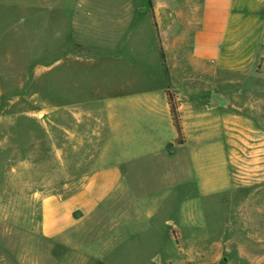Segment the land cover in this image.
I'll return each instance as SVG.
<instances>
[{"label":"rangeland","instance_id":"obj_1","mask_svg":"<svg viewBox=\"0 0 264 264\" xmlns=\"http://www.w3.org/2000/svg\"><path fill=\"white\" fill-rule=\"evenodd\" d=\"M87 1L0 0V264H206L204 255L188 262L190 256L181 250L209 248L212 242L242 232L237 222L242 202L247 206L253 202L255 217L263 221L256 220L258 228L249 237L230 239L223 245L224 253L215 256L219 264H224L222 259L264 264V75H254L263 68L259 55L264 53V32L250 70L228 72L221 84L213 82L221 89L215 112L222 120L203 127L200 144L208 150L215 141L220 153L196 164L191 161L189 176L174 184V191L179 185L184 188L167 213L158 214L178 219L183 210L193 218L190 226L208 238H191L188 229L181 232V239L158 237L161 225L156 223L153 234L141 236L137 232L140 225H147L144 215L123 193L57 237L40 234V197L61 192L59 183L68 178L55 170H60L58 146L70 150L71 107L104 92L150 86L130 65L103 60L101 40L88 27L96 22L86 14ZM109 2L127 9L147 4V0ZM142 19L147 38L141 51L154 60L149 19L146 14ZM130 46L125 49L141 52L140 46ZM226 118H236V130L225 124ZM215 181L221 189L211 192ZM241 253L251 258L249 263L239 257Z\"/></svg>","mask_w":264,"mask_h":264},{"label":"crops","instance_id":"obj_2","mask_svg":"<svg viewBox=\"0 0 264 264\" xmlns=\"http://www.w3.org/2000/svg\"><path fill=\"white\" fill-rule=\"evenodd\" d=\"M103 1L101 4L88 0L86 7V14L96 22L88 27L101 40L103 60L130 65L140 81L150 86L104 92L71 107L70 150L67 153L57 145L60 170H55V174L68 178L60 181L61 192L40 197L39 232L45 238L57 237L88 220L115 194L123 193L144 215L142 221L147 225H140L137 232L141 236L153 234L151 229L156 223L161 225L158 237L181 239V232L188 229L191 238H208L207 233L200 234L190 226L193 218L183 210L178 219L158 214H166L176 194L184 188L179 185L174 191V184H182L189 176L191 161L196 164L199 159H214L220 153L215 141L208 150L200 144L203 127L220 124L222 120L215 112L221 89H216L213 82L221 84L228 72L250 70L259 36L264 32V0H147L143 7L128 9L111 6L110 0ZM145 14L157 53L154 60L141 51L147 38L142 19ZM130 45L140 46L141 52L138 48L134 53L127 51L125 48ZM259 58L263 68L254 71L257 78L264 75V53ZM168 93L175 104L181 143L177 142ZM224 121L236 130V118ZM235 137L233 152L237 159L236 133ZM67 189L69 192L65 193ZM219 189L216 181L210 187L211 192ZM238 207L241 216L237 222L242 232L228 235L220 243L212 242L209 248L181 250L183 255L190 256L188 262L204 255L208 259L206 264H219L215 255L224 253L225 243L246 239L258 228L254 223L263 221V217H255L254 203L247 206L242 202ZM140 220L141 217L137 221ZM239 257L245 262L251 260L246 253Z\"/></svg>","mask_w":264,"mask_h":264},{"label":"trees","instance_id":"obj_3","mask_svg":"<svg viewBox=\"0 0 264 264\" xmlns=\"http://www.w3.org/2000/svg\"><path fill=\"white\" fill-rule=\"evenodd\" d=\"M159 55L162 58V62H164V58H163V52L162 50L159 48ZM168 99H169V103H170V108H171V113H172V117H173V122L175 124V128L177 130L178 136H177V142L181 143L182 142V137H181V133H180V127L178 125V121H177V115H176V111H175V104L173 102L172 96L170 93H168Z\"/></svg>","mask_w":264,"mask_h":264}]
</instances>
